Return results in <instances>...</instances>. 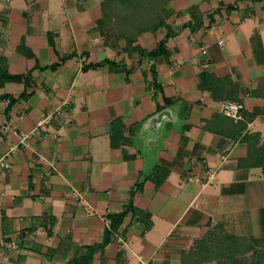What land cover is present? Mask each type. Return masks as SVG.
<instances>
[{
    "label": "crops",
    "instance_id": "0c3cea01",
    "mask_svg": "<svg viewBox=\"0 0 264 264\" xmlns=\"http://www.w3.org/2000/svg\"><path fill=\"white\" fill-rule=\"evenodd\" d=\"M0 71V264H264V0H0Z\"/></svg>",
    "mask_w": 264,
    "mask_h": 264
},
{
    "label": "trees",
    "instance_id": "16d2710c",
    "mask_svg": "<svg viewBox=\"0 0 264 264\" xmlns=\"http://www.w3.org/2000/svg\"><path fill=\"white\" fill-rule=\"evenodd\" d=\"M142 1H146V0H142ZM252 1H255V0H252ZM233 7H235V5H232L230 8H233ZM151 8H153V7H151ZM147 10H148L147 7H145L144 9H141V11H144V13H142V16H141L142 17V20L144 19L146 22H150L152 24H159V22H160V14L156 12V14L154 16H158V20L155 21L154 20V17L152 15H148ZM164 46H165V43L164 42L161 43L159 45V47H158L157 50L149 53V56H151V57H157V56L161 55L165 51V47ZM22 78H23V76H21V75H10L6 71H2V72L0 71V82L1 83L6 82V81H21ZM25 78H28L29 79V76L27 75V77H25ZM26 81H28V80H26ZM12 104H13V100L10 102V105L8 106V109H11V105ZM122 219H123V214L120 215L119 217L114 218L113 219V222H112V225L113 226L111 225V227H115L117 224H119V222ZM110 233L111 232H109V231L107 232L105 243L109 240ZM91 256H86V257H82L80 259H76L72 264H90V262H91Z\"/></svg>",
    "mask_w": 264,
    "mask_h": 264
},
{
    "label": "built area",
    "instance_id": "2783aa9c",
    "mask_svg": "<svg viewBox=\"0 0 264 264\" xmlns=\"http://www.w3.org/2000/svg\"><path fill=\"white\" fill-rule=\"evenodd\" d=\"M223 40H220L219 43L223 44ZM209 46V43H207L205 46H204V49L203 51L204 52H207V48ZM243 105L241 103H236L234 101H226L224 103V107H223V112L226 113L228 116H231L235 119H240L241 118V115H240V111L242 109ZM52 120V115H48L46 118H44L43 120H41L37 127L29 134L25 133L22 137H23V140H27L29 139L32 135L38 133L39 131H42V130H47L48 129V125L50 124ZM5 166H9L8 164H5ZM209 174V178L213 177L214 173H208ZM194 177H190V180H193ZM142 264H147L146 261H144L142 259Z\"/></svg>",
    "mask_w": 264,
    "mask_h": 264
},
{
    "label": "water",
    "instance_id": "95a60500",
    "mask_svg": "<svg viewBox=\"0 0 264 264\" xmlns=\"http://www.w3.org/2000/svg\"><path fill=\"white\" fill-rule=\"evenodd\" d=\"M171 109H165L163 111H160L147 121V125L149 128L150 134L153 136V139L157 138V135L160 131V128L162 127V124L164 120L168 117V114L170 113Z\"/></svg>",
    "mask_w": 264,
    "mask_h": 264
}]
</instances>
